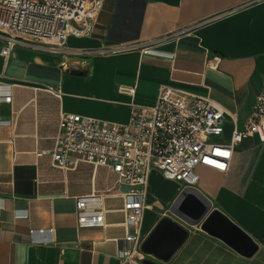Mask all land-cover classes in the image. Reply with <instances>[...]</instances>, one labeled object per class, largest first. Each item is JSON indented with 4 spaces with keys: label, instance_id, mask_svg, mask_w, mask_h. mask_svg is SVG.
<instances>
[{
    "label": "crops",
    "instance_id": "obj_1",
    "mask_svg": "<svg viewBox=\"0 0 264 264\" xmlns=\"http://www.w3.org/2000/svg\"><path fill=\"white\" fill-rule=\"evenodd\" d=\"M184 27L190 29L180 33ZM146 41L157 51L134 47ZM3 45L0 38V73L12 101L0 102V264H130L120 257L130 245L122 210L129 187L105 166L53 165L62 115L127 123L133 105H153L161 85L170 84L220 103L227 115L219 138L229 139L244 128L263 86L264 0H105L93 32L70 35L63 48L17 45L5 60ZM196 170L197 186L150 173L144 239L163 217L188 234L171 257L143 250L144 259L264 264V141L238 142L227 172ZM95 192L103 193L105 224L80 227L77 198ZM195 206L206 208L200 220ZM214 209L252 238L253 252L238 250L221 229L204 227ZM162 229L159 244L168 240Z\"/></svg>",
    "mask_w": 264,
    "mask_h": 264
},
{
    "label": "built area",
    "instance_id": "obj_2",
    "mask_svg": "<svg viewBox=\"0 0 264 264\" xmlns=\"http://www.w3.org/2000/svg\"><path fill=\"white\" fill-rule=\"evenodd\" d=\"M104 1L0 0V38L4 40L1 54L7 60L17 45L58 50L65 46L70 35H89L95 28ZM188 29L190 27H184L180 33ZM174 34L177 33L166 37ZM152 42L134 47L143 53L157 51ZM2 77L3 73H0V102H11L10 85ZM129 90L134 92L135 87ZM56 92L60 93V90ZM226 115L227 110L209 97L162 84L157 101L153 105H133L127 123L64 113L51 151L52 162L62 168H75L80 161L105 166L116 174L118 182L128 185L129 189L123 192L125 204L122 210L126 215L125 240L130 245L120 249V257L123 262L143 264L141 222L150 173L158 170L168 179L197 186L198 165L229 171L238 142L249 136L264 141V81L244 128L222 140L219 137L224 132ZM43 152L40 150L37 154ZM102 194L95 192L77 198L78 226L105 224Z\"/></svg>",
    "mask_w": 264,
    "mask_h": 264
},
{
    "label": "water",
    "instance_id": "obj_3",
    "mask_svg": "<svg viewBox=\"0 0 264 264\" xmlns=\"http://www.w3.org/2000/svg\"><path fill=\"white\" fill-rule=\"evenodd\" d=\"M197 220H200V216L206 212L204 206L196 207L193 209ZM215 217H212L204 221V227H209L210 229L218 230L228 233L230 241L232 244L240 251L247 252L250 254L254 249H251L252 238L245 233L239 226H237L229 217H227L222 211L214 209ZM227 221V222H226ZM165 227L167 241L159 244L156 242L157 233L162 228ZM236 230V231H234ZM188 234V229L178 222L170 219L169 217H163L159 223L156 225L154 230L144 239L141 248L147 252H155L157 255L161 256L163 259H167L173 255V253L178 249L183 240ZM150 264H157L149 259H144Z\"/></svg>",
    "mask_w": 264,
    "mask_h": 264
}]
</instances>
